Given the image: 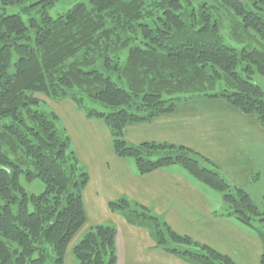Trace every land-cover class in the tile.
Returning <instances> with one entry per match:
<instances>
[{"label": "trees", "instance_id": "obj_1", "mask_svg": "<svg viewBox=\"0 0 264 264\" xmlns=\"http://www.w3.org/2000/svg\"><path fill=\"white\" fill-rule=\"evenodd\" d=\"M28 1L0 0V264H65L88 220L89 174L58 115L38 108L41 98L71 100L101 119L116 154L140 174L180 165L219 192L222 214L264 245V208L247 187L189 147L124 137L127 125L172 113L186 99H223L264 126V84L254 79L264 77V0H89L57 17L48 8L58 0ZM22 178L43 181L44 191L29 194ZM109 207L187 264H238L128 197ZM116 236L114 224L93 226L73 246L77 263L116 264Z\"/></svg>", "mask_w": 264, "mask_h": 264}, {"label": "crops", "instance_id": "obj_2", "mask_svg": "<svg viewBox=\"0 0 264 264\" xmlns=\"http://www.w3.org/2000/svg\"><path fill=\"white\" fill-rule=\"evenodd\" d=\"M48 101L67 132L80 133L83 123L93 137L71 139L78 148L81 167L89 174L83 193L88 220L72 240L65 264H78L73 243L97 224H114L117 228L116 264H187L157 247L148 229L111 211L109 202L122 196L151 208L175 231L231 256L238 264H260L262 239L251 227L222 214L225 203L219 192L179 165L138 173L133 159L116 154L111 132L101 119L88 118L71 100ZM259 134L264 135V126L257 116L217 98L182 100L172 113L124 129V137L131 143L166 142L189 147L208 157L240 187L252 183L258 165L254 153L264 144Z\"/></svg>", "mask_w": 264, "mask_h": 264}, {"label": "rangeland", "instance_id": "obj_3", "mask_svg": "<svg viewBox=\"0 0 264 264\" xmlns=\"http://www.w3.org/2000/svg\"><path fill=\"white\" fill-rule=\"evenodd\" d=\"M38 0H29L26 5H31L33 4L32 2H36ZM89 0H58L55 4H53L52 6H50L48 8L49 13L54 16L57 17L65 12H67L71 7H73L74 4L78 3V2H88ZM25 5V6H26ZM35 6L33 7H38L43 5V2H36L34 4ZM18 11H21V6H16V7H11L10 9H8V13H16ZM36 13H33V15H35ZM26 18V17H25ZM254 79L262 84H264V77L259 76V75H255ZM39 109H43V110H51L52 106L50 104V102L48 100H45L44 98H41V102L40 105L38 106ZM79 129L81 130V132H77V131H68L69 135L71 136V139H93V137L91 136V132L92 130L89 129L87 126H85V124H81L79 126ZM258 139H264V135L259 134V138ZM70 151H74L75 155L78 157V148L75 145V142L71 141V146H70ZM254 155L256 156V163L257 165V169H255L254 171V179L256 183L253 184H248L247 188L249 189V191L251 192V195L253 197V199L255 200V203L260 207V209L264 208V144L263 145H259L257 147V149L255 150ZM261 158L263 160H261ZM81 167V165H79ZM180 166V165H179ZM260 174V179L258 180V176ZM22 184L25 186L27 192L29 194L32 193H36V194H40L41 192L44 191L45 189V184L43 183V181L37 179L34 180L33 182H29L27 181L25 178L21 179ZM257 224H259L260 222H257ZM261 224V223H260ZM81 236H79L77 239H75V243L79 242L84 234H80ZM73 243V244H75ZM74 259H76V257H74ZM77 261V259H76Z\"/></svg>", "mask_w": 264, "mask_h": 264}]
</instances>
